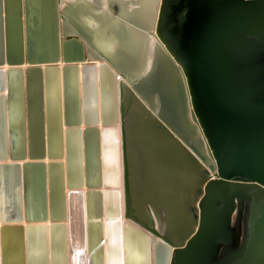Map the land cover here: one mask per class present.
<instances>
[{
	"label": "water",
	"instance_id": "95a60500",
	"mask_svg": "<svg viewBox=\"0 0 264 264\" xmlns=\"http://www.w3.org/2000/svg\"><path fill=\"white\" fill-rule=\"evenodd\" d=\"M147 3L0 0V264H264V0Z\"/></svg>",
	"mask_w": 264,
	"mask_h": 264
},
{
	"label": "bare ground",
	"instance_id": "6f19581e",
	"mask_svg": "<svg viewBox=\"0 0 264 264\" xmlns=\"http://www.w3.org/2000/svg\"><path fill=\"white\" fill-rule=\"evenodd\" d=\"M148 1V6H147V8H146V10H147V12H146V17L148 18L149 16V14L151 13L150 11V3H151V0H147ZM11 25H12V28H13V32H15V30H14V28H16L15 27V23H14V21H13V24L11 23ZM134 37L137 39V38H139V37H136L135 35H134ZM112 44L114 45L115 44V42H112ZM130 57V56H129ZM129 57H127V58H129ZM26 65V64H25ZM60 65L61 66H63L64 64L61 62L60 63ZM7 67V66H6ZM157 100H158V97H157ZM81 127L84 129V125H81ZM64 160H65V157H64ZM45 161L46 162H48L49 161V159L48 158H45ZM86 189H87V187L86 186H84V188H83V190H84V192L86 191ZM66 191H68V188H66ZM47 223L48 224H50V220L48 219L47 220ZM23 224H25V222L23 221ZM2 226V224H1V222H0V227ZM70 253V252H69ZM71 261V260H70ZM70 263V262H69ZM74 264H87V248H85V252H81V251H76V253H75V256H74Z\"/></svg>",
	"mask_w": 264,
	"mask_h": 264
},
{
	"label": "snow or ice",
	"instance_id": "6c2138e0",
	"mask_svg": "<svg viewBox=\"0 0 264 264\" xmlns=\"http://www.w3.org/2000/svg\"><path fill=\"white\" fill-rule=\"evenodd\" d=\"M8 9H11V4L10 3L8 4Z\"/></svg>",
	"mask_w": 264,
	"mask_h": 264
}]
</instances>
